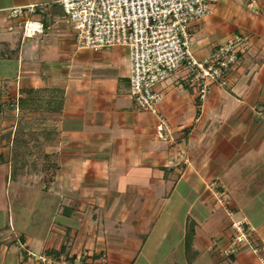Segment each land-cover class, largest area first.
<instances>
[{
  "label": "crops",
  "instance_id": "obj_1",
  "mask_svg": "<svg viewBox=\"0 0 264 264\" xmlns=\"http://www.w3.org/2000/svg\"><path fill=\"white\" fill-rule=\"evenodd\" d=\"M30 5L44 32L8 30L5 11ZM190 33L198 59L245 44L204 101L184 70L161 86L160 133L127 48L79 50L61 0H0V264H263L264 0H222ZM21 118L58 124L45 160L14 163Z\"/></svg>",
  "mask_w": 264,
  "mask_h": 264
},
{
  "label": "built area",
  "instance_id": "obj_2",
  "mask_svg": "<svg viewBox=\"0 0 264 264\" xmlns=\"http://www.w3.org/2000/svg\"><path fill=\"white\" fill-rule=\"evenodd\" d=\"M220 2L222 0H61L76 33L79 50L128 49L130 95L141 110L158 119L160 133L168 129L161 112L164 101L161 86L175 72L184 70L186 80L204 101L212 85L224 82L226 73L240 60L245 38L239 34L204 59H198L193 53L191 27L212 15ZM35 9V5H30L6 10L5 20L10 22L8 30L19 29L27 37L42 34L44 24L31 18ZM22 17L24 19L15 21ZM244 243H248L247 237L239 232L227 252L235 253L237 246ZM253 251L259 252L257 248ZM40 259L43 264H90L88 252L77 256L73 262L49 256ZM262 262L264 264L263 258Z\"/></svg>",
  "mask_w": 264,
  "mask_h": 264
},
{
  "label": "trees",
  "instance_id": "obj_3",
  "mask_svg": "<svg viewBox=\"0 0 264 264\" xmlns=\"http://www.w3.org/2000/svg\"><path fill=\"white\" fill-rule=\"evenodd\" d=\"M4 109L0 91V113ZM51 126L48 121L40 118H21L18 121L17 131L14 137L12 158L16 165L27 163V157L34 156L46 159V148L56 138V127ZM51 127L53 129L51 130Z\"/></svg>",
  "mask_w": 264,
  "mask_h": 264
}]
</instances>
